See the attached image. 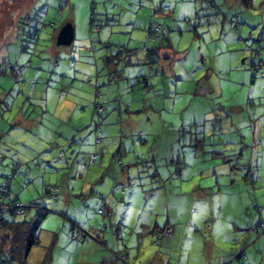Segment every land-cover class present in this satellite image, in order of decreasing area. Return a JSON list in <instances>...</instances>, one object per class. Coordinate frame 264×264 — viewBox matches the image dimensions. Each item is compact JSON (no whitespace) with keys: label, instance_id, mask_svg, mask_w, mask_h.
Here are the masks:
<instances>
[{"label":"rangeland","instance_id":"obj_1","mask_svg":"<svg viewBox=\"0 0 264 264\" xmlns=\"http://www.w3.org/2000/svg\"><path fill=\"white\" fill-rule=\"evenodd\" d=\"M156 1L0 0V69L5 70L0 71V180L17 160L21 166L38 161L46 179L64 186L58 198H44L47 211L30 264H40L47 250L49 264H102L118 249L128 251L130 264H219L232 247L240 248V227L264 217V210L258 211L264 205V76L250 74L259 57L264 64V31L228 25L221 30L210 23L195 35L169 20L152 39L147 30ZM256 4L252 12L264 19V4ZM68 20L74 39L57 44V31ZM157 43L172 53L153 57L150 70L144 48ZM126 47L130 54L115 57L107 72L105 54L118 49L120 56ZM8 61L19 67L22 80L5 69ZM140 74L151 75L149 91L143 92ZM94 84L97 102L103 103L96 104V112L109 111L98 144L90 129L94 122L88 123ZM46 104L51 113L42 111ZM119 110L121 129L115 123ZM32 116L44 124L39 128L45 138L37 134L31 140L40 141L39 147L64 140L65 156L58 157L55 147L44 157L26 155L18 142L22 132L31 135L23 128ZM63 132L72 135L64 138ZM115 151L123 164L130 163L121 167ZM72 161L80 172L68 181L48 171L51 164L64 173ZM20 177L19 172L13 177L12 192L24 199L26 191L16 186ZM71 186L78 187L75 193ZM104 200L109 214L98 212ZM29 211L3 216L29 219L34 209ZM71 220L77 221L76 230L87 232L84 238L72 237ZM165 223L173 231L159 240L153 230ZM247 239L242 248L247 256L232 264H264V235L248 232Z\"/></svg>","mask_w":264,"mask_h":264},{"label":"trees","instance_id":"obj_2","mask_svg":"<svg viewBox=\"0 0 264 264\" xmlns=\"http://www.w3.org/2000/svg\"><path fill=\"white\" fill-rule=\"evenodd\" d=\"M32 1V0H31ZM206 4L203 5V7L199 8V10L204 11V13L197 14V12H194V15L189 17V18H183L181 21L186 22L187 25H190V29L194 30L195 35L198 34V32H196V25L197 24H204L209 25L210 23H214L216 20H222L224 21V23L227 21V23L230 24V27H237L239 28L241 26V24L243 22H247V18H250V14L253 13L252 9L256 8L255 4L257 3V1L255 2L254 0H239V2L242 4V9L241 11H247L248 15L247 17H243L242 15H238V13L240 11H237L236 13H230L232 15V17H228L230 15L227 16V18H224V12L226 7L224 0L221 1H215V0H205ZM260 3L263 5L264 1L261 0ZM257 5V4H256ZM207 10V11H206ZM202 11V12H203ZM254 11V10H253ZM95 8L93 10H91V12L89 13V30L90 32L92 31V25H94L95 23ZM152 13V12H151ZM221 13V15H220ZM153 14V13H152ZM151 14V15H152ZM261 16H259L260 20H259V25L257 26V28H255V30H259V31H264L262 28L264 27V19L262 17V14L259 13ZM218 16V17H217ZM157 17V16H156ZM165 17H167L165 15ZM152 18V19H151ZM150 18V25L149 28L147 30L149 36H151L152 39H155L157 37V33H159V31L161 30V28L164 26V16H161V18L159 19L158 17H151ZM175 18V17H174ZM177 18V17H176ZM175 18V19H176ZM251 20H248V23L254 20L253 17L250 18ZM180 20V19H179ZM18 22V21H17ZM152 22H155V24H153ZM221 22V21H220ZM49 23H53L52 21H49ZM222 23V22H221ZM160 25V26H158ZM174 25H177L176 23H174ZM172 24V26H174ZM249 26H252L249 24ZM98 30V29H97ZM243 31V30H242ZM35 38L39 39V33L38 32H34ZM253 33H250L251 38H254ZM95 39H99V38H95ZM107 42V44L110 43V41H105ZM37 44V43H36ZM22 46V44H20ZM258 46H261V43H258ZM251 48V47H250ZM145 57L148 60L149 64V69L152 70L153 69V64H151L152 62H155L156 60H154L152 58V56H150L149 54H153V49L149 48L148 46H145ZM258 49V48H257ZM122 50H118V49H114V53L113 51L105 54V58H102V61H105L107 56H112L113 57V62L115 63V57L116 59H120V58H125L128 54V48H125V51H127V53L120 55L119 56V52H121ZM256 52L260 53L263 50H255ZM262 53V52H261ZM254 54V50L251 48V53L250 55L253 56ZM253 65V69L250 72L251 75H255L256 72L260 71V75L264 76V71L262 70L263 67V61L260 59V57L252 63ZM5 69L8 70L10 69V71H12V74L14 77L17 78V80H22L23 79V74L21 73V71L19 70V67L16 68V66L14 64H12L10 61L7 62V65L5 66ZM107 69V72H111L112 68L110 69V66ZM1 72H5V70H1ZM97 75L98 71H97ZM151 75H145V74H140L139 76V80L141 82V88L144 91H149L151 89L152 83L149 82V78ZM95 85V84H94ZM94 90H97V85L94 86ZM98 94H100L97 90L96 94H93V104H94V114L91 118V120L88 121V123H93V127H91L90 129H92L95 132V143H101L103 141V138L100 136L101 133V121L104 123V121H108L107 118V114L109 111H104L101 110V112H96L97 106L96 104L99 103V105L101 102H97V97L99 96ZM2 101V100H1ZM6 103V102H5ZM84 105V104H83ZM23 107V106H21ZM5 108H9V110H11L12 108L6 103ZM48 106L46 104L45 109H43L42 111H47L49 113H51L50 110H48ZM80 108H82V106H80ZM102 108H105V106L103 105ZM96 109V110H95ZM24 111V110H23ZM121 111H118V119H115V123H117L118 129L122 128V119H121V115L119 114ZM30 112L29 110H26L25 115H28ZM38 115H42V112L39 113L37 112ZM95 114H101L100 116H97L98 118H94ZM120 115V116H119ZM105 116V117H104ZM34 117L32 116V118H29L28 120L31 121L30 125L28 128H23L25 130L29 129V132L31 133V135L26 137V132H22L21 136L19 137V142L20 145L23 147H25L24 149H26V155H39L41 157L45 156V153L49 152V149H53L58 148V157L60 156H65V147H66V142L63 140L60 142H57L56 140H52L50 142V147H39L40 146V141H36V143L33 142V140H31L32 137H34L35 135L39 134V139L43 140L45 138V136H43L42 131L40 130V126H44V124L41 122V119H37V120H33ZM87 124H84V126H87ZM124 123V120H123ZM124 126V125H123ZM156 132H154L155 134ZM65 138V136L67 138H69L72 134H69V136H67L64 132L62 133ZM159 134V133H158ZM197 134H195L193 137H195ZM178 135L176 134V139L179 138L177 137ZM30 138V139H28ZM140 139H144V137H140ZM70 155V153H69ZM114 155L116 156L119 165L121 167H123L126 164H129L130 162H127L125 164H123V160L120 158V156L122 155L120 152L117 153V151L114 152ZM75 156H72V158H74ZM96 158V153L89 155L88 160L92 163ZM139 161H142V159L140 157ZM153 159V156L151 157ZM28 161L25 159V162ZM130 161V160H129ZM89 162V163H90ZM24 163L21 160H17V164H13L11 168H8L7 170H5L4 172L6 173L3 177L2 180H0V200L2 201V204L4 206V210L0 212V253L4 256L0 261L1 264H30L27 260L29 252L31 250V247L38 243L39 239H38V234H37V230H38V224L40 219L44 216V213L47 211V208L43 207V203H44V198L46 196H51L52 198L56 199L59 196V191L63 190L64 186L61 185L59 182L54 181L51 182L48 179H46L44 176V172L41 169V164L38 163V161L33 165L30 164L28 162V164L21 166V164ZM84 163V162H83ZM82 166L83 168H87V166L89 164H83ZM20 167H23L24 169H26L28 176H33L35 177V175H37V177L42 178L44 177V181L41 185V190L32 198H28V199H23L21 198V196L18 194L19 192H16L13 195L12 192V179L15 176V174L17 172H19ZM49 172H55L57 171L58 174H62V176H65V179L68 181L70 178H72L73 176L77 175V172H80L77 167L78 164L75 163L74 161L69 162L68 163V170L66 172L63 173V171H59V169L54 166V165H49ZM180 167V166H179ZM30 169V170H27ZM34 169V170H32ZM74 169V170H73ZM114 169V168H112ZM156 170V169H155ZM73 171V174H72ZM77 171V172H76ZM176 171H178V168L176 169ZM156 173V172H155ZM4 174V173H3ZM178 175L180 176V172H178ZM66 181V184H69ZM56 185H58L60 188H58ZM75 186H71L70 190H74ZM74 192V191H73ZM75 193V192H74ZM98 195V193H96V196ZM20 204V206H18ZM16 205V206H15ZM32 208L34 209V216L30 217L29 219L27 217H25L22 220H15L12 218H5L3 216V213L5 212H9L11 213H16V212H20L22 214H25L26 212H28L30 209L32 210ZM105 200L100 203V206L98 207V212H102L106 214H109L108 211L105 210ZM264 210V205H260L258 207V211L259 213L262 212ZM30 212V211H29ZM77 221L75 220H71L70 221V226H69V232L72 235V237L74 238H84L87 234V232L83 229V228H79V230L77 229ZM168 227H171V230L173 231V225L169 224V223H165L162 226H160L158 229L153 230L154 235H156V237L160 240V238L165 237V236H169L170 233H166V229ZM244 232L243 233V242L239 245V249L238 248H234L232 247L231 252L228 254V258L223 262V263H219V264H232L233 259L235 258H241V257H245L247 255H245V250L244 253L242 252V248H244L247 243H248V236L247 235V231L249 232H255L257 235H264V217L259 216L257 218V220L255 221H249L247 222V224L243 227H240ZM245 229V230H244ZM78 231L79 233H76V231ZM171 231V232H172ZM250 235H252V233H250ZM242 239V238H241ZM234 248V249H233ZM50 249V246H49ZM238 249V250H237ZM233 251V252H232ZM240 251V252H237ZM111 255L104 257L102 260V264H130L127 261V254L128 251H126V249H118V250H112ZM51 259V254L50 251L47 250L44 254V259L41 261L40 264H49Z\"/></svg>","mask_w":264,"mask_h":264},{"label":"crops","instance_id":"obj_3","mask_svg":"<svg viewBox=\"0 0 264 264\" xmlns=\"http://www.w3.org/2000/svg\"><path fill=\"white\" fill-rule=\"evenodd\" d=\"M217 1L219 2L221 0H217ZM254 1L256 2L258 0H254ZM259 1H261V0H259ZM224 2H225V5L224 6L226 7L225 12L223 14L224 15V18L225 17L227 18V16L230 15V13L231 14L233 12L236 13L237 11H240L238 13V15H242L243 17H245V16L247 17L248 12L247 11H241V9H242L243 6L239 2V0H224ZM205 4H206L205 0H157L155 2L154 9L150 7V9H152L151 12L153 14L150 12L149 15H150V18L151 17L161 18V16H164V19H163V22H164L163 24L164 25L169 24L170 23L169 20H170V21H172L171 24L174 25V23H176L181 28L183 27L182 29L187 30V31H191L192 30V29H190L191 26L190 25H187L186 22H183L181 20L183 18L186 19V18H189V17L193 16L194 15V12H197V14L199 13V15L202 14V13H204L203 9L202 10H199V8L203 7V5H205ZM255 7H257L256 4H255ZM252 10L256 11V8L255 9L253 8ZM259 13H261V12L257 11L255 13H251L250 14V18L251 17L254 18V19H252L254 21H252L251 25L252 26H255L256 28L259 25V20H260ZM165 15L167 17H165ZM220 15H221V13H220ZM174 17L175 18L177 17V18L175 19ZM247 19L249 20V18H247ZM248 20H247V22L246 21L243 22V25H241L239 27V28H241V30H238V31H242L245 26H249L250 23H248ZM68 21H71V20H68ZM216 22H219V23L215 24ZM221 22L218 19V20H216L213 23V26L214 25H219L220 28H221V30H223L226 25L230 26V24L227 23V21L224 23L223 19L221 20ZM149 25H150V23H149ZM204 26H205L204 24H197L196 25V28H195L196 29V32H199V28L204 29ZM192 31H194V30H192ZM168 50H169V47L168 46L167 47L166 46H161L160 44L157 43V44L154 45L153 51H151V52H153L152 58L153 57H155L156 59H159V57L166 58V57L169 56L170 53H172V52H169ZM105 61L107 63L106 64V68H108L109 66H111L113 64V57L111 55L110 56H107L106 59H105ZM19 120L21 122V118H19ZM24 122H26L27 124H25V125H28L27 127H29L31 121L28 120V119H26ZM195 137H197V139L195 141H199V136L196 135ZM19 170H20L19 171V174H20L21 177L18 178L19 181L18 180L16 181V186L17 187H20V189H23V190L26 191L25 192L26 195L25 194L23 195L24 199H28V198L34 197L41 190V185H42V183L44 181V177L39 178V177H37V175H35V177L28 176V174H26L27 173L26 169H24L23 167H20ZM27 170H30V169H27ZM32 170H34V169H32ZM22 186H27V187L25 188V187H22ZM77 188L78 187H75V189H77ZM27 189H28V191L31 192V195L30 196H29V192L27 191ZM18 194L19 195H22L21 192H19ZM26 197H28V198H26ZM247 230H246L247 235H245V236H248V232L249 231H247Z\"/></svg>","mask_w":264,"mask_h":264},{"label":"water","instance_id":"obj_4","mask_svg":"<svg viewBox=\"0 0 264 264\" xmlns=\"http://www.w3.org/2000/svg\"><path fill=\"white\" fill-rule=\"evenodd\" d=\"M74 39V25L70 21H65L57 31L56 43L60 45H70Z\"/></svg>","mask_w":264,"mask_h":264},{"label":"built area","instance_id":"obj_5","mask_svg":"<svg viewBox=\"0 0 264 264\" xmlns=\"http://www.w3.org/2000/svg\"><path fill=\"white\" fill-rule=\"evenodd\" d=\"M18 206H20V204ZM3 210H4V206L2 204V201L0 200V212L3 211ZM166 230L165 231L169 233L171 231V227H168Z\"/></svg>","mask_w":264,"mask_h":264}]
</instances>
